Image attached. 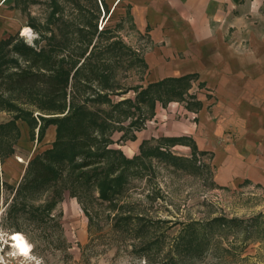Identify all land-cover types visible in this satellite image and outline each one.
<instances>
[{"label":"rangeland","instance_id":"1","mask_svg":"<svg viewBox=\"0 0 264 264\" xmlns=\"http://www.w3.org/2000/svg\"><path fill=\"white\" fill-rule=\"evenodd\" d=\"M16 3L33 33L26 38L19 31L2 47L4 67H29L32 49L43 57L36 70L48 72L54 57L70 78L66 92L57 97L15 90L0 105L1 113L12 116L0 127V264L9 259L23 264H264V197L259 190L246 184L217 186L207 157L171 147L162 137L143 141L135 152L130 149L135 132L145 135L157 122L156 104L173 108L176 103V108L194 102L191 81L144 91L143 52L136 51L143 42L133 35L129 16L120 14L122 5L114 9L97 0ZM77 109L96 123L92 149L105 151L102 163L78 169L82 155L73 153L81 149L70 140L69 156L47 160L56 175L32 182V160L44 156L56 140L45 149L47 129L57 127L49 122ZM18 114L22 117L16 119ZM21 119L30 125L34 148L40 149L31 159L19 154L24 162L15 153ZM155 129L163 136L162 127ZM7 160L25 167L19 181L7 180ZM81 171L102 173L101 179L88 182ZM15 232L33 246L29 256L12 257Z\"/></svg>","mask_w":264,"mask_h":264},{"label":"crops","instance_id":"2","mask_svg":"<svg viewBox=\"0 0 264 264\" xmlns=\"http://www.w3.org/2000/svg\"><path fill=\"white\" fill-rule=\"evenodd\" d=\"M97 1L114 4V9L122 5L120 14L129 16L133 35L143 42L135 49L143 52L145 87L191 77L188 91L194 105L156 104L157 122L145 135L135 132L130 149L135 152L143 141L162 137L171 147L207 157L217 186L246 184L264 197V0ZM25 21L16 0H0V42L31 28ZM9 119L0 112V124ZM17 125L21 137L15 153L31 159L40 149L34 148L28 122L21 119ZM56 137L57 127L50 125L45 149ZM4 164L7 180L22 178V164Z\"/></svg>","mask_w":264,"mask_h":264},{"label":"trees","instance_id":"3","mask_svg":"<svg viewBox=\"0 0 264 264\" xmlns=\"http://www.w3.org/2000/svg\"><path fill=\"white\" fill-rule=\"evenodd\" d=\"M14 37H16V35L10 36L9 38L4 39L0 42V55L2 53V47L10 42ZM111 44L117 43L114 42ZM29 52L30 53L28 54L30 55V60L28 61L30 65L27 68H23L20 66V68L8 71V69L3 65L4 61H0V105L4 100L5 95L8 92L15 90L38 91L43 93L44 95L52 97H57V95L59 96L60 94L66 92L65 83L69 81L70 76L69 74H66L65 71L62 70V68L60 69L57 60L54 59V57L51 59L50 66L49 68H47L48 72L43 71L42 69L36 70L35 68L39 67V64L42 61L43 57H41L39 53L34 52L32 49ZM143 64L145 66L144 60ZM190 78V76H186L181 78L165 79L158 83L150 84L146 89H144V91H147L154 86L162 87L168 82H179L187 84L189 83ZM125 102L132 103V100L126 99ZM69 106L71 107V102ZM20 117L22 116L18 114V116L15 118L18 119ZM49 123L57 124V138L53 142V146L50 149L44 151V153L42 154L44 156H37L32 160L31 164L33 163L34 166V177L31 180L32 182L35 183L40 179L51 178L56 175L51 165L47 164V160L52 155L56 154L59 157L69 156L71 154L69 146L70 140H77L78 143L76 147H79L81 149V151H79L78 153H73V157L82 155V159L77 165L78 169H85L90 166L99 165L102 163L106 154L105 151L101 152L99 150L95 151L92 149L94 147L93 138H95L94 131L96 128V123L91 116L86 117L77 109V111H75L74 113L65 115L64 117H55L51 119ZM8 124H12L16 127L15 122L10 121ZM3 126L4 124H0V127ZM193 153L195 154L196 151L194 150ZM43 157L44 160L42 159ZM123 161L131 163L133 162V159L123 157ZM120 165L121 162L114 163L113 170H117L118 168H120ZM101 174L102 173H98L97 175L92 176L87 175L84 171H81L80 176L81 178H85L88 182L96 183L101 179Z\"/></svg>","mask_w":264,"mask_h":264},{"label":"bare ground","instance_id":"4","mask_svg":"<svg viewBox=\"0 0 264 264\" xmlns=\"http://www.w3.org/2000/svg\"><path fill=\"white\" fill-rule=\"evenodd\" d=\"M30 31V28L25 27L24 33ZM18 160L24 162L23 158L21 156H18ZM14 236H11L10 239L12 240L11 244L15 249L16 254H21L23 256H29L30 255V250L32 248V245L30 242L26 239V237L20 233V232H15Z\"/></svg>","mask_w":264,"mask_h":264},{"label":"built area","instance_id":"5","mask_svg":"<svg viewBox=\"0 0 264 264\" xmlns=\"http://www.w3.org/2000/svg\"><path fill=\"white\" fill-rule=\"evenodd\" d=\"M24 30V29H23ZM23 30L21 31L22 33V35L23 36H25L26 38L27 37H30L31 35H32V31H31V28H30V31H28V32H26V33H24L23 32ZM15 234H11V236H14ZM10 236V237H11ZM10 242H11V239H10ZM10 244V243H9ZM11 247H13L12 245H11ZM32 250H33V246H32V248H31V250H30V252H32ZM12 257H17V258H23V257H26V256H23V255H21V254H15V253H13L12 254ZM9 261V263H6V264H23L21 261H18V260H15V262L14 261H12V260H8Z\"/></svg>","mask_w":264,"mask_h":264}]
</instances>
